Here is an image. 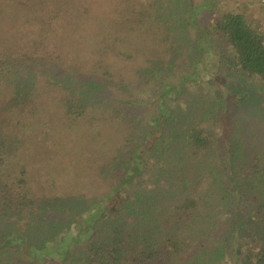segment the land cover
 <instances>
[{"label": "trees", "instance_id": "obj_1", "mask_svg": "<svg viewBox=\"0 0 264 264\" xmlns=\"http://www.w3.org/2000/svg\"><path fill=\"white\" fill-rule=\"evenodd\" d=\"M98 1H6L36 39L0 52V264H264V107L226 116L179 72L210 36L215 74L264 97V35L209 0H108L107 33L62 55ZM63 121L83 122L68 194L31 166Z\"/></svg>", "mask_w": 264, "mask_h": 264}, {"label": "rangeland", "instance_id": "obj_2", "mask_svg": "<svg viewBox=\"0 0 264 264\" xmlns=\"http://www.w3.org/2000/svg\"><path fill=\"white\" fill-rule=\"evenodd\" d=\"M6 1L8 0H0V52L8 49H20L21 46L29 43L33 38L36 39V36L31 32L36 26L32 25V20L29 21V16H31L29 9H22L19 11L14 8H8L9 5L6 6ZM107 1L108 0H99L97 9L93 12V15L90 18H86L87 20L85 19L84 23L83 21L82 23L80 21H75L74 23H79V25H70L69 32L64 26V30L68 33L67 35H69L68 39H63L65 33H60L59 31L54 33V39L60 38L58 40L59 44L57 45L60 47L62 46L60 49L63 50L62 55L67 54V49H71L74 44H76V48L79 49L78 52L83 55V40L87 42L84 48H89L88 39L94 28L100 30L99 36L101 37H103V34L107 33L109 26L108 19L104 17V14L100 13L104 10H108ZM191 1L193 6L200 2V0ZM30 2L31 0H28L29 4ZM209 2L213 3L212 5L216 10V14L225 12L240 14L251 27L264 35V0H209ZM212 16L214 15H211L213 19L214 17ZM211 18L209 19L210 21H212ZM83 27L85 29L84 31ZM99 36L97 45L102 43L101 37ZM49 38L51 40V36H49ZM207 38H210V40L207 41L205 52L198 61L197 68L193 69L191 66H183L179 70V72L181 71L184 73L183 75L187 76L188 80L197 83L195 87L191 85L189 95L202 94L213 99L217 94H220L224 99L226 116L229 115L230 111L235 109H240V111L244 109L249 112L252 106H257L258 109L263 108L264 97L245 89L244 86L233 81L228 76L215 74L217 73L215 62L219 58L222 59V54L224 52L221 45L222 41L210 36ZM93 42L95 43L94 40ZM115 47L118 49L116 44ZM121 50L124 52L127 49H123L121 46ZM172 81H178V77H173ZM156 89H158V87H155L153 91H156ZM152 95L154 96L155 94L149 91V93L144 96L148 98ZM172 97L174 99L176 98L175 95ZM238 99H244V104L241 105V103H238L236 101ZM50 111L49 115L53 116V112ZM70 115L73 117V113L70 112ZM67 123V121L61 122L59 127L51 134L49 145L45 148L46 150L38 152L45 156L44 160L35 159L37 162L35 166L32 160L31 166L34 170L40 169L43 175L42 179L47 180L49 178V181L52 182L55 180L59 184L61 182V184L64 185H62L64 192L68 194L67 187L73 185L76 187L77 182L74 180H67H69V178L71 179L74 175L73 170L77 171L76 166L83 164V122L75 124L72 128H69V126L66 128ZM58 174L62 175L63 178L59 177ZM63 179L66 183H64Z\"/></svg>", "mask_w": 264, "mask_h": 264}]
</instances>
